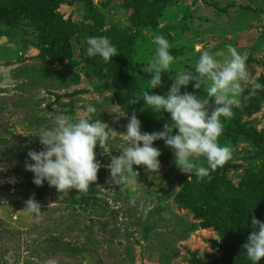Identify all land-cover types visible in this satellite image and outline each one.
<instances>
[{
  "label": "rangeland",
  "instance_id": "obj_1",
  "mask_svg": "<svg viewBox=\"0 0 264 264\" xmlns=\"http://www.w3.org/2000/svg\"><path fill=\"white\" fill-rule=\"evenodd\" d=\"M37 1L51 5L60 26H77V30L71 38L72 53L56 61L41 55V31L31 20L0 25V139H7L0 141V264H229L227 252L233 241L186 201V182L179 178L174 152L163 140L154 142L162 153L157 173L135 166L139 176L119 186L110 182L107 165L112 156L121 155L119 136L135 112L128 100L134 92L139 97L148 90L142 69L153 56L154 35L168 39L176 58L173 71L162 74L163 85L150 90L154 93L166 94L175 71H194L190 64L198 59V44L221 63L229 45L237 48L247 56L251 79L264 84V0ZM91 36L109 37L129 63L121 70L112 65L111 74L104 75L99 57L86 60V41ZM126 37L134 38V45L127 46ZM131 80L135 84L130 85ZM194 83L182 93L206 96L203 87L194 89ZM90 103L97 108L92 118L108 124L117 140L107 144L110 153L97 144L101 168L90 185L89 204L83 203L84 197L75 206L76 189L61 193L47 181L40 195L42 186L33 183L34 173L25 168L28 152L44 148L36 135L54 125L58 114L90 115L86 112ZM144 104L142 97L136 104V110L142 111L136 113L143 132L162 131L166 123L172 127L170 114L162 113L160 118L145 113ZM106 109L128 115L116 119L117 114ZM223 123L219 143L231 149L229 160L239 167L211 172L217 174L213 182L210 177L198 180L186 174L191 182H207L213 202L233 198L235 189L229 183L240 186L247 171L264 162V91L246 102L241 98V105ZM230 127L236 131L230 132ZM169 156L172 160L167 162ZM197 166L207 167L206 161L197 158ZM262 183L250 189L264 205ZM31 184L33 190L39 189L33 195L28 192ZM29 199L41 205L39 217L24 209Z\"/></svg>",
  "mask_w": 264,
  "mask_h": 264
},
{
  "label": "clouds",
  "instance_id": "obj_2",
  "mask_svg": "<svg viewBox=\"0 0 264 264\" xmlns=\"http://www.w3.org/2000/svg\"><path fill=\"white\" fill-rule=\"evenodd\" d=\"M86 55L88 58L99 57L105 64L119 55L117 47L107 36H91L87 38ZM152 43L156 45L152 58L142 71L148 77V90L139 97L128 100L129 104L139 103L143 98L147 109L154 113L170 114L172 127L167 123L158 132H143L141 120L136 112L131 114L126 131L119 136L122 142L121 155L112 156L107 167L110 170V182L126 186L129 177L139 176L135 166H145L150 173L160 170L161 150L154 146L157 140H163L175 156L177 168L184 174H194L198 180L210 177V173L231 159L232 153L228 146L221 145L219 138L224 132V120L232 116L233 108L248 101L259 91H264V84L251 79L247 68V56L241 54L231 45L227 48V57L223 63L202 45H195L199 53L192 65L194 71H175L173 84L166 94L161 95L150 90L163 85L162 74L173 71L175 61L170 49L173 45L163 35H154ZM7 76V73L4 74ZM194 89L202 87L207 93L198 97L194 92H183L191 82ZM247 90L248 95H244ZM214 104L213 109L209 105ZM118 106V105H117ZM116 113V119L127 117L128 113L106 109ZM86 112L90 115L79 118L65 114L55 116V123L50 128L40 131V143L43 150H30L25 162L27 171L34 173L33 183L43 186L45 181L55 187L58 192L65 193L71 189L79 194L87 195L90 185L97 181L101 163L96 159L97 144L107 149L109 142L117 140L116 132L109 130V125L92 117L97 112L96 106L88 104ZM174 130H178L174 134ZM197 158H203L207 167L197 166ZM151 178V177H150ZM29 213L40 216L42 209L35 199L26 201ZM253 231L243 244L246 258L250 264H260L264 258V222L253 217Z\"/></svg>",
  "mask_w": 264,
  "mask_h": 264
},
{
  "label": "trees",
  "instance_id": "obj_3",
  "mask_svg": "<svg viewBox=\"0 0 264 264\" xmlns=\"http://www.w3.org/2000/svg\"><path fill=\"white\" fill-rule=\"evenodd\" d=\"M51 8V5L48 3L44 4L42 1L37 0H28L23 2L0 0V25H12L21 18L31 20L41 31L43 42L41 55L50 56L56 61H63L65 57L72 53L71 38L73 33L77 30V26H71L70 28L60 26V24L56 22L55 12ZM131 37L125 38L126 45L130 47L135 43L134 38ZM118 56L119 57L113 59L107 64H105L102 60L99 61L98 66L100 70L105 71L104 75L111 74L113 66L116 69L121 70L122 67H125L129 63L128 59L123 57V54ZM94 59L95 58H86L89 63ZM132 83L134 82L131 80L130 85H132ZM133 89L137 92L139 91L137 86ZM135 93L136 92H134V94ZM134 94L131 95L130 99L136 97ZM133 109L135 112L138 111L140 114L142 113V111H139V108L136 110V104H133ZM255 109H258V107ZM151 112V110H147L145 113ZM228 130H230V132H234L236 131V127H230ZM6 140L7 139L5 138L0 139L3 143H5ZM200 159L202 160L203 158ZM171 160L172 157L170 156L166 158L167 162H170ZM232 167H239V165L231 163V160H228L223 167H220L217 170H223L224 173H227L229 169H232ZM247 172L248 173L243 176L240 181V186L236 187L234 183H229L230 188L235 189L233 198L227 200L221 199L216 202H213L214 197L212 196V193L209 195L207 191V182H191L187 178L186 174L182 172H179L180 174H178L179 178L185 180L186 182L185 187L188 196L186 201L198 210L200 216L205 218L209 223L218 227L222 235L228 236V238L233 241L229 244V250L227 252V256L230 258L229 264H250L242 246L245 242H247L248 236L253 231V227L251 225L252 218L255 217L264 222V205L260 204L254 197V194L258 193H255L250 189V187L253 186L258 187L263 185L264 162L258 169L248 170ZM261 175H263L261 181L256 180L258 176ZM215 177H217V174L211 173L210 180L213 182ZM28 179H31V177H28ZM30 183H32V180ZM33 188L34 186L31 184V188L28 189V192L31 195L39 190L37 188L35 191ZM46 188L47 185L45 183V185L43 184L40 188L39 194L44 195ZM75 191L78 196L74 197V205L76 206L80 199L84 197L86 199L83 200V203L88 205L91 195L89 193L87 195L79 194L78 190ZM198 192L199 195L196 194ZM55 249L57 250V248Z\"/></svg>",
  "mask_w": 264,
  "mask_h": 264
}]
</instances>
